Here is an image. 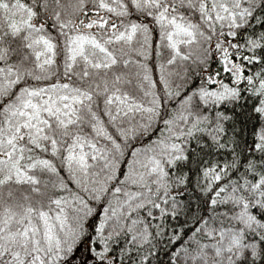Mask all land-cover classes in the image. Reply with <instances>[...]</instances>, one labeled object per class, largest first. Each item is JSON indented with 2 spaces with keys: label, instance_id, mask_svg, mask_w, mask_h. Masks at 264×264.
I'll use <instances>...</instances> for the list:
<instances>
[{
  "label": "snow or ice",
  "instance_id": "1",
  "mask_svg": "<svg viewBox=\"0 0 264 264\" xmlns=\"http://www.w3.org/2000/svg\"><path fill=\"white\" fill-rule=\"evenodd\" d=\"M0 264H264V0H0Z\"/></svg>",
  "mask_w": 264,
  "mask_h": 264
}]
</instances>
